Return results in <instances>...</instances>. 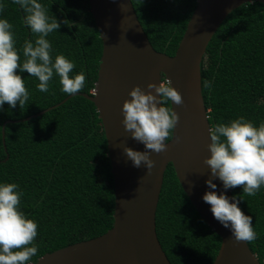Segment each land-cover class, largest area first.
<instances>
[{"label":"trees","instance_id":"obj_1","mask_svg":"<svg viewBox=\"0 0 264 264\" xmlns=\"http://www.w3.org/2000/svg\"><path fill=\"white\" fill-rule=\"evenodd\" d=\"M197 1L132 0L154 48L169 55L176 53ZM42 2L61 23L48 36L53 55L63 53L74 60V71L83 69L86 81L78 94L61 103L70 94L61 91L59 77L50 81L48 92H41L38 79L24 71L20 74L30 92L29 101L23 107L5 102L0 109V181L19 184L24 193L21 210L38 223L35 243L39 249L29 263L104 234L114 225L115 210L114 176L103 122L95 103L81 94H93L103 54L89 0ZM4 3L3 17L14 25L20 48L33 38L32 33L22 23L24 13L19 5L12 0ZM201 71L211 126L241 115L257 126L264 121V3H245L227 16L207 47ZM205 81L212 82L210 88ZM232 193L242 196V186L232 188ZM239 206L253 218L258 236L248 244L264 264V187L256 196H244ZM156 224L173 264L215 261L222 239L191 202L172 163L165 172Z\"/></svg>","mask_w":264,"mask_h":264},{"label":"water","instance_id":"obj_2","mask_svg":"<svg viewBox=\"0 0 264 264\" xmlns=\"http://www.w3.org/2000/svg\"><path fill=\"white\" fill-rule=\"evenodd\" d=\"M254 1L264 3L198 0L176 53L169 55L154 48L132 0H89L103 41V54L93 94H81L95 103L103 122L115 184L114 225L104 234L46 253L29 264H173L158 237L156 224L170 163L193 205L222 239L213 264H260L248 242L236 241L203 200V194L209 190L206 180L211 176L205 158L210 155L212 126L203 95L201 64L211 39L227 16ZM164 79L182 93L184 103L171 105L179 113V120L166 150L151 153L155 164L147 170L143 163L134 166L124 151L125 146L144 151L145 146L125 131L122 106L137 84L154 92L147 88L148 83L158 84ZM76 94H70L61 103ZM214 182L217 192L226 191L229 198L233 196L232 188L224 190L219 178Z\"/></svg>","mask_w":264,"mask_h":264},{"label":"clouds","instance_id":"obj_3","mask_svg":"<svg viewBox=\"0 0 264 264\" xmlns=\"http://www.w3.org/2000/svg\"><path fill=\"white\" fill-rule=\"evenodd\" d=\"M12 3L22 9V23L30 29L33 38L17 48L14 25L3 17L5 3L0 0V109L5 102L10 107H16L17 103L23 107L29 101L30 92L20 74L24 71L38 79L37 89L41 92H48L50 81L57 76L62 92L78 93L85 87V71L75 72V61L65 54L53 55L54 48L48 39L49 34L60 29L61 23L49 15L42 0H12ZM211 83L205 81V86L210 88ZM147 88L155 91H146L139 84L134 86L122 112L125 131L145 146L144 151L127 146L124 151L134 166L143 163L151 170L155 164L151 153L166 150L179 120V113L170 104L182 105L184 100L168 79L158 84L151 81ZM209 132L210 155L205 163L211 176L206 180L209 190L203 194V200L210 204L214 218L230 229L236 241L252 242L258 236L253 218L239 205L244 196H256L264 187V121L257 126L241 115L216 123ZM215 178L222 181L224 190L242 186V196L229 198L226 191L217 192ZM23 195L18 183L0 181V264H29L38 253L39 245L35 243L38 223L21 210Z\"/></svg>","mask_w":264,"mask_h":264}]
</instances>
